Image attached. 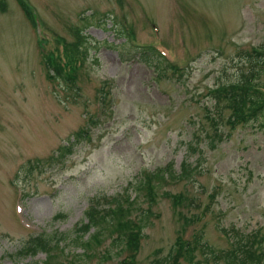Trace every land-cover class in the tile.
I'll list each match as a JSON object with an SVG mask.
<instances>
[{
  "label": "rangeland",
  "instance_id": "1",
  "mask_svg": "<svg viewBox=\"0 0 264 264\" xmlns=\"http://www.w3.org/2000/svg\"><path fill=\"white\" fill-rule=\"evenodd\" d=\"M64 43L88 53L74 83L49 78ZM154 44L180 69L141 55ZM260 44L264 0H0V264H120L116 234L83 253L75 229L93 202L127 196L147 215L140 264L164 261L178 235L204 237V264H224L212 256L230 248L223 229L264 238L263 120L234 126L216 98ZM41 233L49 263L23 253Z\"/></svg>",
  "mask_w": 264,
  "mask_h": 264
},
{
  "label": "trees",
  "instance_id": "2",
  "mask_svg": "<svg viewBox=\"0 0 264 264\" xmlns=\"http://www.w3.org/2000/svg\"><path fill=\"white\" fill-rule=\"evenodd\" d=\"M30 14L32 12L29 11ZM33 17V14H32ZM34 20V17H33ZM68 57L63 62V58H59V54L51 52L48 55L47 70L49 78H62L65 82L74 83L78 76L77 72L83 63V59L86 55V50L82 49L81 44H69L65 45ZM262 49V50H258ZM264 46H258L249 52L251 62L249 64L252 70H249L247 74L240 79L238 85L233 87H219L217 88L216 95L219 99L227 102V106L231 109L230 124L233 123H246L250 120H263L264 128V88L259 89L264 83H256L254 79L264 75ZM71 52V56L69 53ZM155 49L149 47L143 49L141 55L148 56V58L155 57ZM157 54V53H156ZM47 57V56H46ZM80 63V64H79ZM79 64V65H78ZM171 67H175L174 65ZM190 166L186 160L183 161L180 176H188L190 174ZM171 176L173 173L169 170ZM156 177H164L162 172L155 174ZM151 176L146 178L142 186V190L146 191V195L153 200L156 197L153 182L150 180ZM171 198L176 207L181 205H187L188 198L186 195L171 193ZM127 205L122 203V199L114 198V202H110L113 205L100 208V206L92 205L87 211V222L76 228L78 233L75 237L77 243H79L84 252L88 249H92L96 243H101L104 239H107L109 235L116 234L114 241L121 245L122 252L126 253L120 264H140L137 263V255L142 246V240L144 237V228L147 223V215L144 218H136L133 216V206L135 200L127 196L125 199ZM92 231V232H91ZM80 232L86 234L91 232L87 239ZM227 233V232H226ZM83 234V235H84ZM239 234V235H238ZM257 236V237H256ZM258 233L245 234L236 233L235 239L232 240V247L227 251L217 252L215 257L218 261L223 260L224 264H264V246L255 245L261 242L264 238ZM193 241H191V240ZM58 247V246H56ZM208 245L203 241V236L197 234L193 238H186L185 236L178 235L174 245L172 246L168 257L164 261H158L154 264H181L182 261H187L190 264H204L201 259L197 258V253L202 251L204 254L208 253L206 249ZM54 245L46 234L41 233L37 236H33L30 239L29 244L24 248L23 253L27 255H36L40 250L47 252V261L49 263L50 258L56 256L52 253ZM34 264H38L37 262ZM67 264H73L67 263Z\"/></svg>",
  "mask_w": 264,
  "mask_h": 264
}]
</instances>
